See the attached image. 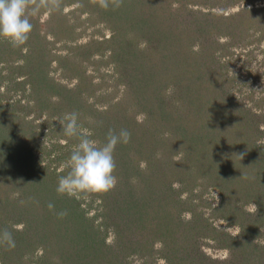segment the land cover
<instances>
[{"label":"rangeland","instance_id":"rangeland-1","mask_svg":"<svg viewBox=\"0 0 264 264\" xmlns=\"http://www.w3.org/2000/svg\"><path fill=\"white\" fill-rule=\"evenodd\" d=\"M84 1L62 0L60 10L41 9L32 18L34 29L25 45L13 47L0 37V160L2 157L6 162L5 168L0 166V229L26 231L22 236L13 235L16 247L10 251L4 248L5 256L10 257V264L91 262L89 247L76 250L77 247L67 243L69 233L88 231V226H78L69 220L68 214L63 219L57 217L56 213L62 210L68 212V205L64 196L56 192L58 183L54 175L48 176L52 179L51 186L45 178V187L39 189L34 188L41 182L39 176L31 173L33 167L47 168V171L53 168L58 175L65 169L70 170L67 166L70 154L79 141L77 137L64 134L60 121L66 114L76 112L81 131L90 133V139L101 146L106 142L108 129H119L117 123L121 120H128L130 125L138 123L130 144L117 145L114 153L118 157L124 153L125 159L129 162L132 159L139 169L147 167L145 158L151 155L148 158L160 168L153 176L158 186L151 196L153 205H161V199H165L163 208L169 211L172 223L178 222L174 229L178 237L174 249L177 251H173L169 261L166 259L169 250L152 236L153 226L160 221V212L162 216V206L156 212L149 211V218L153 220L149 228L145 223L140 230L130 232L124 224L128 222L116 218L114 221L122 224L114 235L102 225L99 214L97 216V212L104 210L103 201L92 194L75 198L81 204L79 209L92 219L91 223L100 233H105L104 241L112 249L106 259L112 258L118 264H208L204 256L232 263V255L219 246L217 240L224 233L240 236L237 224L242 223V218L225 219L214 215L213 210L222 208L225 214L226 205H235L239 210L254 213L256 205L251 194L260 193L261 187L251 186L247 196H242L246 190L240 188L241 191L231 193L225 186L212 183V175L220 172L211 168L225 166L227 160L233 161L241 147L247 154H257V160L264 159V0H173L169 8L165 6L167 0H157V4L165 6L158 20L161 19L163 33L169 35L167 40H188L190 50L200 52L204 58H195V63L191 61L190 79L182 75V67H175L179 81L176 85L167 81L169 84L163 92L167 103L162 105L165 113L172 115L166 116L165 123L156 124L159 131L153 144H147L150 138L144 132L148 129L145 111L149 110V105L155 112L159 108L152 99L158 81L139 82L144 98L135 100L125 91L116 69L112 70L110 64L104 65L112 57L110 45L104 42L105 49H99L100 53L93 52L90 58H83V53L95 51L97 46L83 47L92 41L98 44L100 40L111 39L112 32L107 26L114 25L109 17L100 20L96 14H89V3ZM190 9L228 16L229 20L221 22L228 26L211 27L206 31V38L201 37L202 31L190 25ZM170 15L175 21L169 19ZM212 18L214 26H218L220 19ZM130 35L125 36L128 41ZM132 39L137 40L136 36ZM137 43L144 46L141 40ZM212 50L214 53L210 54ZM168 72L173 75L172 69ZM32 84L34 88L40 87V91L33 94ZM189 88L199 89L200 97H186ZM24 90L29 93L28 98L21 96ZM229 96L235 104L228 100ZM196 103L201 106L199 110ZM244 108L254 116L258 127L253 122L246 124L243 118L239 120L237 111ZM142 138L146 139L141 144L145 145L143 151L136 145ZM147 148L153 152H148ZM29 151L31 154L27 153ZM239 168L236 166L237 170ZM249 177L253 180V175ZM163 182L171 190L162 192ZM115 189L116 186L108 193L118 198ZM49 202L55 205L54 211L49 210ZM16 219L19 221L15 222ZM256 231L258 234L254 233ZM245 232L251 234L244 236L246 240L253 236L250 245H264V222ZM239 255H234L235 264ZM255 257L260 255L257 253ZM1 259L2 253L0 264ZM253 262L256 264L255 260ZM258 264H264V260Z\"/></svg>","mask_w":264,"mask_h":264},{"label":"trees","instance_id":"trees-1","mask_svg":"<svg viewBox=\"0 0 264 264\" xmlns=\"http://www.w3.org/2000/svg\"><path fill=\"white\" fill-rule=\"evenodd\" d=\"M84 0H78V2L82 3ZM173 0H167L166 7L169 8L170 2ZM177 1V0H175ZM181 2V0H178ZM86 2V1H84ZM89 3V14H96L98 19H104V17H109L113 20L114 25L107 26L108 29L112 32L111 39L107 40H100L98 44H95L94 41L90 42L89 44H86L83 48H91L96 45L97 48L95 51L87 50V53H83V58H90L93 52L99 51L105 49V46L103 43L110 45V48L112 50L111 53V59L109 58L104 65H109L113 69H116L118 72V77L123 79L125 91H127L133 99H143L144 95L142 93V87L139 85V82L141 81H148V83H154L158 81L155 87V91L153 93V104H157L159 107L155 112L153 111L154 108L152 105H149V110L146 112V119L148 122L147 130L145 129V134L149 136L150 140L147 141V144H153V140L155 136H157L158 131L156 124L160 122L161 124L165 121L166 116L171 117L172 114L165 113V110L162 108V105L164 103H167V101L164 98L163 92L167 85L169 84L167 81H170L173 84H177L176 82L179 81L178 79V73H175V67L181 68L182 75H186L190 79V63H195L194 60L204 58L200 54V52H195L190 50V44L191 42L188 40H181L173 42V40H167L169 38V35H166V33H163V30H161V19L158 20L160 17V14L162 11V4L158 3L157 0H124L123 5L113 10L111 7L108 10H104L98 6V4L94 3L93 0H87ZM182 5V4H181ZM149 9V10H148ZM159 10V11H158ZM156 11V14L154 13ZM190 25L193 27H196L195 29H200L202 33H199L201 37L206 38V31L209 30L211 27H215V29H222L223 27H227L228 25L224 22L225 19L229 20L228 16L224 15H218V14H209V12H201L200 10H194L190 9ZM216 17L220 19V23L218 26H214L215 22H213V18ZM100 19V20H101ZM169 19L172 21H175V18H172V15H170ZM193 22V23H192ZM175 27V25H173ZM177 27V26H176ZM99 31V30H96ZM130 31V32H129ZM101 33V32H99ZM130 35V41L126 39L125 36ZM170 36L172 33H169ZM133 36H136L137 40L132 39ZM114 38H119L121 41H113ZM143 41L144 46H137V42ZM109 42V43H108ZM117 43V44H115ZM102 45V46H101ZM175 45V46H174ZM178 45L180 48H178ZM91 46V47H89ZM173 48H176L177 51L181 50V52L178 51V53H175ZM218 48V46L215 47V50ZM183 53V54H182ZM214 51L212 50L210 54H213ZM209 54V55H210ZM103 55V51H102ZM208 55V56H209ZM192 57V60H191ZM196 58V59H195ZM169 68L172 69V74H169ZM174 70V71H173ZM175 74H177L175 76ZM179 75V76H182ZM182 76V77H183ZM68 77V76H65ZM177 77V79H176ZM141 80H140V79ZM142 78L144 80H142ZM180 78V77H179ZM134 79V81H132ZM176 79V81H175ZM36 81V80H35ZM135 82V83H134ZM146 83V85H148ZM33 85V94L37 91H40V87ZM79 87V86H78ZM78 87H75L77 89ZM70 90H67L69 92ZM199 89H188V91L185 92L186 97L190 99L191 97L199 96L198 93ZM44 92V90H43ZM181 93V92H180ZM201 93H208L203 90H201ZM183 94V93H181ZM22 97L28 98L29 93H25V90L21 93ZM204 95L203 97H205ZM202 97V98H203ZM196 98V97H195ZM132 99V100H133ZM185 99V97L183 98ZM230 99L231 102L234 103V101L231 100L230 96L228 100ZM151 101V99H150ZM206 103L208 104L207 100ZM205 104V105H207ZM235 104V103H234ZM196 108L200 109V104H195ZM208 106V105H207ZM234 106V105H233ZM197 110V111H198ZM196 111V112H197ZM237 111V110H235ZM157 113V114H156ZM238 118L244 119L246 124H251L252 122L255 123L254 116L249 112L247 109H241L239 110ZM108 119L107 121H109ZM111 120H116L112 119ZM105 121V120H104ZM106 124V131L107 126ZM119 129L125 128L130 131L131 135H134L136 133V128H138V123H133L130 125V123L125 122L124 120H121L120 123H117ZM256 127L257 123H255ZM149 126L151 127L149 130ZM117 129V131L119 130ZM260 131V130H258ZM135 139H138V136H135ZM159 139V138H158ZM144 141L146 139H140L136 141V145L139 146V149L143 151L145 149ZM130 144V143H127ZM121 145V144H120ZM124 145V144H122ZM121 145V146H122ZM119 146V144H118ZM128 148V146H127ZM118 151L119 148H117ZM137 149V148H136ZM148 152L152 153V149H146ZM158 151V150H157ZM162 151V150H161ZM238 151V150H237ZM163 152V151H162ZM28 154H31V152H27ZM122 157H118L117 153H114V158L116 161V171L114 175L117 177V185H116V192L117 197L111 196L108 192L107 193H92L93 196L98 197L97 199L104 202V210L101 212H97V216L99 214V219L102 225H104L106 230L109 228L111 232H113L114 235H117L119 232V229L121 228L120 222L114 221L116 218L123 219L128 222V225L124 223L127 226L128 231L134 230H140V227H143L146 223L148 228L153 226L152 219L149 218V211L156 212L160 206H162V216L160 212V221L159 223H156L154 227V232L152 233L153 238H155L159 242L164 243V247L168 249L169 256H166L167 260H171L173 258L172 256L173 251L176 247V240L178 237L175 235L174 229L176 228V225H178V222L172 223L170 219V213L165 208H163L164 201L166 200L161 199V205H157L156 207L153 205L154 201L151 196L156 191V188H158L157 183L153 180V176H155L154 171H159L160 168H157L154 166V160L149 159L148 156L151 157V155L147 154V157L145 158V167L143 169L137 168V166L133 165V161L129 162V159H125L127 155L124 153H121ZM6 157V156H5ZM258 156L257 154L253 153H246V151L241 147L239 152L237 153V158L233 159V161L227 160L225 161V166L221 165H215L212 166L211 171L217 172L219 171L220 174H213V180L211 179L212 183L217 186H225L224 189L227 191H230L231 193H235L237 191H241L240 189H245L246 191L242 196L249 195V188L252 189L251 186H258L261 187L260 193L259 191L255 195L254 192H252V201L256 205L255 206V212L254 213H248L243 210H239L236 208L235 205L228 206L226 205L227 209L222 210V208H217L213 210L214 215H220L222 218L227 219V217H233L238 216L241 217V222L238 223L237 226L240 229V236L238 237H231L228 234H223V237H220L217 241L219 243V246L225 247L227 251L232 255V263L229 264H235L234 262V255L240 254L237 260L236 264H254V260L256 261V264H258L261 260H264V245L256 246L250 245L252 243V237L248 238L247 240L244 238L245 235L251 236V234L247 233L245 231L253 230L256 227H259L264 222V159H256ZM7 158V157H6ZM11 159V157H8ZM124 158V159H123ZM58 159V158H57ZM56 159V161H57ZM219 161L220 159L217 158ZM169 160V159H166ZM235 160V161H234ZM38 162V161H37ZM5 160L1 157L0 160V166L2 168H5ZM58 163V161H57ZM236 166H240V168L237 170ZM48 167V166H47ZM49 168V167H48ZM256 170H255V169ZM39 170V171H38ZM244 170V172H243ZM254 170L256 172H254ZM35 171V172H34ZM68 169L63 170L59 175L58 173H55L53 168L50 169V171L46 170H40L39 168L33 167L31 170V173H35L38 177V180L41 181L40 183L37 182L34 186V188H41L45 187V184L43 180L47 178L46 181L50 186L52 179L48 178L50 175H54L53 179L58 183V179L60 176L66 175L68 173ZM232 171V172H229ZM41 172V174H40ZM228 173L231 175H228ZM253 175V180H249V176ZM41 176V177H40ZM58 176L56 179L55 177ZM235 176V178H233ZM255 178V179H254ZM132 180H136V183H133ZM36 182V181H35ZM45 182V183H46ZM250 182V183H248ZM255 182V183H254ZM252 184V185H251ZM245 185V186H241ZM162 192H165L166 190H171L168 185L162 183ZM56 186H54L55 189ZM255 187V188H256ZM33 189V187H32ZM160 189V188H159ZM248 190V191H247ZM138 191V192H137ZM171 193V192H170ZM249 193V194H248ZM121 196H120V195ZM55 195V194H54ZM163 195V194H161ZM261 195V196H260ZM64 198L67 201V209H68V218L69 220L72 219V221H75L78 226H88V231H81L78 230L77 232H73L72 234L69 233L67 236V243L72 244L73 246L77 247L76 250H82L84 248L89 247L91 251V257H90V264H118L116 260H113L112 258L110 260L106 259L107 255H109V252H112L111 247L107 245L104 241V232L100 231L95 227L92 223L89 217H87L81 209H79V206L81 205L79 200H75V198H68L63 195ZM193 196L190 194V198ZM181 202V201H180ZM182 203V202H181ZM108 204H112L111 208L107 207ZM232 208L234 211H232L230 208ZM182 208V207H181ZM235 208V209H234ZM183 209V208H182ZM228 215V216H226ZM263 216V217H262ZM65 218V217H64ZM153 218V216H152ZM63 219V218H62ZM19 220H15V222H18ZM59 222V221H58ZM139 226H137V223ZM250 222V223H249ZM87 223V224H86ZM206 223V222H205ZM24 226V225H23ZM206 226V225H204ZM120 227V228H119ZM13 228H11L10 231H12ZM151 230V229H150ZM14 234L16 236H22L24 235L25 230H15L13 229ZM144 233V232H143ZM258 234V231L254 232ZM102 234V235H100ZM149 234V233H147ZM203 234V233H201ZM254 235V234H252ZM15 237V236H14ZM16 239V238H15ZM88 240V243L86 242ZM221 240V241H220ZM169 243H172V246H170ZM179 247V245L177 246ZM258 247V248H257ZM4 248H6L3 245H0V255L2 253V264H10V257L5 256ZM10 251V250H7ZM245 251V252H244ZM260 255L256 259V254ZM106 256V257H105ZM108 258V257H107ZM208 261V264H227L225 261H216L211 260L208 257H204ZM104 260V262L102 261Z\"/></svg>","mask_w":264,"mask_h":264},{"label":"clouds","instance_id":"clouds-1","mask_svg":"<svg viewBox=\"0 0 264 264\" xmlns=\"http://www.w3.org/2000/svg\"><path fill=\"white\" fill-rule=\"evenodd\" d=\"M104 10L110 7L120 8L124 0H93ZM62 0H0V37L8 41L13 47L25 45L34 29L31 22L41 9L49 11L60 10ZM67 137H77L78 144L72 150L68 162L69 171L60 176L56 192L70 198L92 193H107L117 184L116 161L114 152L118 144H127L131 140V133L125 128L118 131L109 128L106 142L101 146L90 139V133L81 131L78 123V113L66 114L60 121ZM50 211L55 205L49 202ZM67 210L56 213L58 218H64ZM0 245L12 250L16 247L15 238L7 228L0 229Z\"/></svg>","mask_w":264,"mask_h":264}]
</instances>
